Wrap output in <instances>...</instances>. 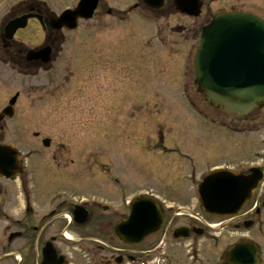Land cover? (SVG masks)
I'll use <instances>...</instances> for the list:
<instances>
[{"label": "rangeland", "instance_id": "rangeland-1", "mask_svg": "<svg viewBox=\"0 0 264 264\" xmlns=\"http://www.w3.org/2000/svg\"><path fill=\"white\" fill-rule=\"evenodd\" d=\"M30 1L0 3L35 4ZM42 1L41 8L56 17L80 0ZM169 1L153 13L134 8L139 0H100L92 20L80 22L74 32L60 33L58 60L51 64L55 70L37 78L28 74L25 79L11 72L6 87L0 86V91L9 88L11 96L20 94L17 116L8 122L3 141L18 148L27 171L26 191L39 200L41 210L48 209L46 195L54 193L49 184L59 180L78 193L70 196L88 198L100 210L107 206L121 214L127 201L150 190L168 200L166 204L198 211L193 199L196 187L187 180L182 187L174 185L190 176V166L199 170L194 173L198 180L199 174L227 161L238 170L255 162V152L263 148L264 112L254 110L239 118L212 110L203 105L191 81L200 26L215 11H228L233 5L264 18V8L257 6L261 0H202L201 14L190 19L176 13ZM145 17L152 23L143 21ZM37 36L33 26L21 33L23 49L36 44ZM63 76L68 80L61 85ZM185 76L190 81L187 92L204 109L205 121L195 117L181 99L179 85ZM43 139L50 140L49 148L42 147ZM57 150L60 154L55 157ZM27 152L35 156L29 158ZM181 152L189 155L190 162L178 157ZM169 178L175 182H165L167 187L163 183ZM111 216L104 215L114 221ZM250 236L264 253V228L252 229ZM225 245L219 247V255Z\"/></svg>", "mask_w": 264, "mask_h": 264}, {"label": "flooded vegetation", "instance_id": "flooded-vegetation-1", "mask_svg": "<svg viewBox=\"0 0 264 264\" xmlns=\"http://www.w3.org/2000/svg\"><path fill=\"white\" fill-rule=\"evenodd\" d=\"M139 1L141 8L139 3H136L134 8L140 11L148 9L155 13L161 10H151L142 3V0ZM163 2L164 6L170 3L169 0ZM260 3L256 5L264 8V0ZM41 7L43 5L40 3H17L16 5L8 2L0 3V86L6 87L4 84L10 78L11 72L25 79L28 74H34L37 78L38 74L50 73L56 69L51 64L58 60L61 34L49 28L52 17ZM229 10L236 9L233 5ZM26 15L31 16L26 28L18 29L8 40L5 32L7 24ZM30 26H33L39 35L38 42L33 47L47 46L52 51L49 66H44L39 60L28 61L26 58L27 50L23 49L19 37L21 33L27 32ZM61 78L62 84L68 80L66 76ZM186 84L189 87L190 81L184 82L183 86L186 87ZM191 86L194 89L192 82ZM9 93V88L6 91H0V101L2 105L4 103L3 106L8 105L12 98ZM15 95H17L16 106L20 94L15 92L13 96ZM260 110L264 112V107ZM4 120L0 121V143L7 127ZM262 147L255 162L241 171L245 176H249L250 169L257 170L255 173L260 178L256 188L241 212L219 222L218 233L210 226L209 222L212 219L203 215L201 210L187 211L188 205L179 206L177 210L167 206L165 209L160 208L161 224L158 231L146 236L139 243L131 244L117 239L113 227L126 220L127 210L121 214L104 207L100 210V206L88 198L78 200L70 196L76 195V192L69 188L70 183L66 184L59 180L49 184L54 193L52 192L51 196L46 195L44 201H46L45 205L49 201L48 209L41 210L39 200H36L34 195L29 198L26 194L27 183L24 178L9 181L0 178V264H53L56 256L64 257V264H226L224 262L226 251L237 241L252 239L250 236L252 229L261 230V227H264V139ZM58 154L60 151L57 150L54 156ZM185 154L181 152L178 157L188 163L190 157ZM57 164L59 165L60 162ZM69 166H73V161L69 162ZM183 180H185L184 176L178 182L174 181V184L169 178L163 185L165 182H171L182 187ZM78 207L85 212L83 224H78L74 219V213L77 212ZM107 213L113 215L111 217H115V220H106L104 215ZM180 221L182 223L177 226V222ZM245 225H249V228H245ZM225 234L227 239L230 238L228 244L227 240L225 241ZM12 235H17V238L10 240ZM233 236L238 238L234 239ZM111 243L114 245H110ZM224 244H226L225 248L219 255V247H223ZM73 249L86 257V261L78 258ZM54 252L55 257L52 260L51 254ZM213 253L215 256L212 255ZM259 264H264L263 258L260 259Z\"/></svg>", "mask_w": 264, "mask_h": 264}, {"label": "water", "instance_id": "water-1", "mask_svg": "<svg viewBox=\"0 0 264 264\" xmlns=\"http://www.w3.org/2000/svg\"><path fill=\"white\" fill-rule=\"evenodd\" d=\"M162 1L144 0V3L157 9ZM173 4L178 12L189 17H197L202 6L200 0H173ZM96 5L97 0H81L75 9L59 16L53 27L73 30L78 18H90ZM210 20L201 29L195 50L196 88L211 106L229 114L246 115L264 104V22L247 14L223 11L215 13ZM40 56L45 58L46 50L28 54L29 59ZM18 170L14 151L0 147V175L10 178ZM258 178L215 171L199 186V203L215 217L233 216L248 200ZM129 216L115 229L116 236L127 243L141 241L160 224L157 206L152 201L133 203ZM225 259L227 264H257L258 254L252 242H241Z\"/></svg>", "mask_w": 264, "mask_h": 264}]
</instances>
